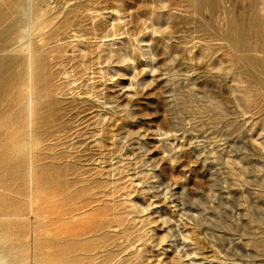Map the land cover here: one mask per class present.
I'll return each mask as SVG.
<instances>
[{"label":"rangeland","instance_id":"1","mask_svg":"<svg viewBox=\"0 0 264 264\" xmlns=\"http://www.w3.org/2000/svg\"><path fill=\"white\" fill-rule=\"evenodd\" d=\"M27 13L48 26L34 65L15 39ZM30 90L32 190L25 160L0 155L12 257L33 242L45 264L99 248L115 264H264V0H0V146L25 134Z\"/></svg>","mask_w":264,"mask_h":264},{"label":"bare ground","instance_id":"2","mask_svg":"<svg viewBox=\"0 0 264 264\" xmlns=\"http://www.w3.org/2000/svg\"><path fill=\"white\" fill-rule=\"evenodd\" d=\"M27 16L29 18L28 23L30 24L26 29L24 28L23 30L17 31L15 34V39L21 41V47L19 51L21 54H23L25 57L27 56L30 58V63L35 64L38 61L42 62V57L34 56L33 53L36 51L33 47L32 44V39L34 37L42 36L41 33H43V29L48 27L47 26V21L45 18L41 15H31L27 13ZM40 40V39H39ZM42 39L40 40V42ZM37 42V41H36ZM24 57V58H25ZM31 58H34L32 60ZM28 82L30 85L32 83L31 81V75L28 78ZM22 91H29V85H23L22 86ZM25 98V107H24V112L27 118V129L25 134L21 135H14L7 133V136L9 138V144H5L4 147L2 145L0 146V155L2 153H9V155H12L14 157H17L18 160L23 159L25 160V170L27 172V177L26 180L28 182V185L33 184V176H32V153L35 149V141L33 139L32 135V116H33V103H34V96L33 93L28 92ZM32 190V187L30 188ZM42 197L39 195L32 194L31 191V196H30V206H35L38 203L42 201ZM39 206V205H38ZM31 221L36 219L41 222H48L54 220L56 217L53 212L48 211V210H41L38 213H34L33 210L31 209ZM84 212L81 211L80 209H73L71 211H68L66 213H60L57 215L58 217H61L63 219L75 222L80 219ZM85 214V213H84ZM3 220V219H0ZM104 250L99 248L97 250H93L90 254L86 253V256L82 257L81 259L78 260L76 258V255L74 253L70 254L68 258H66V262L68 264H93V261L99 258L100 260L96 264H115L113 262V258L110 260L105 261L104 260ZM11 254L12 252L5 251L4 248L0 244V264H42L44 263L43 258H41L35 251H34V246L33 242L31 243V246L29 250H27L26 255L22 259H15V257H12ZM74 255V256H73ZM53 261L54 264H67L64 260L60 262L57 258L53 256ZM45 264V263H44ZM50 264V263H48Z\"/></svg>","mask_w":264,"mask_h":264}]
</instances>
